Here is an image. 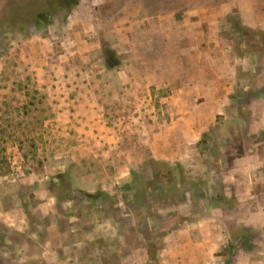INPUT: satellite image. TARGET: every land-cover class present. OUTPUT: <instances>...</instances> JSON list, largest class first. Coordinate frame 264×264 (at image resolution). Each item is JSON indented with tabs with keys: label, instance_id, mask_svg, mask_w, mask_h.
Wrapping results in <instances>:
<instances>
[{
	"label": "rangeland",
	"instance_id": "374dc122",
	"mask_svg": "<svg viewBox=\"0 0 264 264\" xmlns=\"http://www.w3.org/2000/svg\"><path fill=\"white\" fill-rule=\"evenodd\" d=\"M246 1L0 0V264H65L33 235L42 242L51 236L59 247L77 237L81 223L68 221L72 203L82 208L90 193L98 210L118 216L131 208L141 234L134 230L130 241L150 251L147 264H264V220L252 216L245 224L247 208L228 205L232 197L215 199L207 188L209 149L221 127L205 128L182 151L185 158L167 157L177 154L179 137L167 128V99L176 98L170 89L181 80L177 70L190 44L186 30L179 42L176 23L184 10L199 8L201 38L215 37L209 28L221 23L217 37L233 40L238 54L242 38L255 51L264 30L243 25L240 12L226 8ZM257 52L264 83V50ZM254 112L263 120L264 107ZM249 113L239 108L247 120ZM249 144L264 155V144ZM261 165L254 178L264 181ZM61 174L70 181L66 205L55 197ZM135 174L145 181V199L137 200ZM212 175L219 187L223 175ZM251 194L248 201H262L264 212V187ZM195 199L207 209L203 216ZM50 215L63 224H51ZM180 216L190 219L178 225ZM87 264L120 261L96 244Z\"/></svg>",
	"mask_w": 264,
	"mask_h": 264
},
{
	"label": "crops",
	"instance_id": "0c3cea01",
	"mask_svg": "<svg viewBox=\"0 0 264 264\" xmlns=\"http://www.w3.org/2000/svg\"><path fill=\"white\" fill-rule=\"evenodd\" d=\"M226 8L228 13L237 9L243 25L264 30V20L260 17V14L263 15L264 0H247L238 4L233 2ZM218 11V14L224 15L226 9L222 7ZM199 12L200 9L196 7L186 9L183 11L182 19L176 23L178 28L176 36L179 42L182 40V31L186 30L190 44L185 51L188 52V56L185 60L180 59L184 60V66L177 70L181 80L170 89L171 95H176V98L170 96L167 99L171 115V122L167 123V128L177 129L175 134L179 136L177 154L172 152L167 157L185 158L187 155L182 151H187L189 145L199 141L205 128L219 125L222 134L217 135L216 142L213 141V147L216 148L210 147L212 160L210 166L205 167L207 188L214 190L215 199L219 195L224 196L225 201L226 198L232 197L228 205L232 203L234 208H247L249 216L246 213V218L242 216L241 220L249 225L252 216L264 220L262 201L258 199L253 202L248 201V198H252L251 191L255 187L256 189L264 187V181L254 178L262 173L260 166L264 161V155L258 154L257 150L251 152L249 144L256 140L260 145L264 144V118L260 120V115L254 112L255 109L264 107V83L261 76L263 72L258 69V52L251 50L246 40L242 38V50L238 54L233 40L226 41L217 37L223 29L221 23L209 28L211 35L215 37L201 38L200 33H197L201 24L195 19ZM203 45L207 48L204 51L200 49ZM211 48L210 53L203 55V52ZM203 60L209 63V67H203ZM237 93L241 96H235ZM239 108L249 110L248 120L239 115ZM162 140L166 139L162 138ZM212 174L223 175L219 177L221 180L219 187H216L214 180H211ZM242 190H246L247 193L244 194ZM68 202L70 201H63L61 204L66 205ZM81 202L82 208L73 207L74 202L72 203L73 217L68 219L69 222L78 220L81 223L77 237L72 234L71 241L59 247L56 243H52L51 236H47L48 240L42 242L40 235L38 237L33 235L35 243L41 242L45 249L51 244V253L59 255L65 264H87L96 244L101 245L107 253L115 254L120 264H128L126 253L139 257V260L141 258L139 264L148 263L147 248L142 244L135 246V243L130 241L134 236H131L134 230L141 234L136 228L138 220L131 213V208L130 211L115 216L107 207L98 210V206H93L86 196ZM241 210L239 211L243 212ZM52 219L57 227L63 224V221L61 223L56 221L55 215H50L51 224H54ZM59 233L57 230V234ZM42 260L45 264L51 263L45 258ZM53 260L55 261L56 258Z\"/></svg>",
	"mask_w": 264,
	"mask_h": 264
},
{
	"label": "trees",
	"instance_id": "16d2710c",
	"mask_svg": "<svg viewBox=\"0 0 264 264\" xmlns=\"http://www.w3.org/2000/svg\"><path fill=\"white\" fill-rule=\"evenodd\" d=\"M45 18L46 17H44V15L43 14H39L38 16H37V21H45ZM244 36H246V34H244ZM249 40H247V42H248ZM250 42V41H249ZM248 42V43H249ZM260 50H264V41H263V45L260 47V48H258V49H256V51H260ZM108 68H112V67H108ZM205 136H206V134H204ZM59 180H60V191L59 192H57L56 194H55V197L59 200V201H61V202H63V201H66L68 198H70V197H65L64 195H63V193L62 192H67V191H69V189H71L70 188V181H69V179H67L65 176H64V174H61V175H59ZM133 181H134V184H135V186H136V191H137V200L139 199V198H144L145 199V197H147L146 195H147V191H145V181L143 180V178H142V176L141 175H133ZM187 190H190V191H193V189L192 188H190V187H187L186 188ZM195 192V191H194ZM196 196V195H195ZM86 198L88 199V200H91V202H93V201H97V198H94V194H87V196H86ZM147 199V198H146ZM194 204H195V206H197L199 209H201L200 210V212H201V214H200V216H203L205 213H207V209L205 208V206L204 205H200V204H198V202H197V199H195V202H194ZM190 218H188V217H183V216H180V217H178V219H177V224L179 225V224H182V223H184L185 221H187V220H189ZM149 254H150V251H149ZM148 254V255H149ZM150 256V255H149ZM152 257V256H151ZM32 262L30 261V263H28V264H31ZM41 264H45L44 263V261L42 260L41 261Z\"/></svg>",
	"mask_w": 264,
	"mask_h": 264
}]
</instances>
